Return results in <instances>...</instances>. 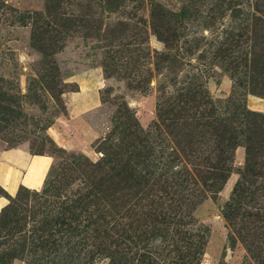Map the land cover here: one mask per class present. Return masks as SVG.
<instances>
[{
	"label": "rangeland",
	"instance_id": "374dc122",
	"mask_svg": "<svg viewBox=\"0 0 264 264\" xmlns=\"http://www.w3.org/2000/svg\"><path fill=\"white\" fill-rule=\"evenodd\" d=\"M45 1L0 0V151L49 162L0 264H264V0Z\"/></svg>",
	"mask_w": 264,
	"mask_h": 264
},
{
	"label": "crops",
	"instance_id": "0c3cea01",
	"mask_svg": "<svg viewBox=\"0 0 264 264\" xmlns=\"http://www.w3.org/2000/svg\"><path fill=\"white\" fill-rule=\"evenodd\" d=\"M48 158L43 155H27L21 149L0 151V188L5 194L0 197V209L7 204L19 187L37 190L47 174ZM26 173H21L25 171Z\"/></svg>",
	"mask_w": 264,
	"mask_h": 264
},
{
	"label": "trees",
	"instance_id": "16d2710c",
	"mask_svg": "<svg viewBox=\"0 0 264 264\" xmlns=\"http://www.w3.org/2000/svg\"><path fill=\"white\" fill-rule=\"evenodd\" d=\"M57 3H58L57 0H46L45 1V6H44V10H45L44 16L46 18H48L51 22L55 23V24L57 23L58 20H60L59 12L57 10L58 9ZM42 33H46L47 34V31L43 30ZM42 33H40V34H42ZM38 37H39V39H41V37L39 35H34L33 34V39L36 40V38H38ZM5 102L7 104L15 105V101H14V98L12 97V95L11 94H7L6 92L2 91V89L0 88V121H2V122L5 121L4 118H3V116L5 114H3V112L9 111L10 113L12 112L14 114L12 109L7 108V106H5L3 104ZM13 117L15 118V115ZM246 153H248L247 148H246ZM21 189H25V188H21ZM25 190H27V189H25ZM16 194H17V192H16Z\"/></svg>",
	"mask_w": 264,
	"mask_h": 264
}]
</instances>
